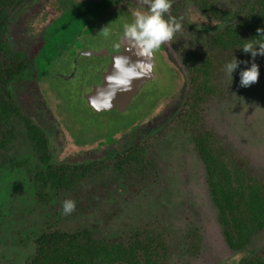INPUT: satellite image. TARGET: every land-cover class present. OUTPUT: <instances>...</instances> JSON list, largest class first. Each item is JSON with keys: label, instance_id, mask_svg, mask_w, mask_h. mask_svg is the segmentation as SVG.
Returning a JSON list of instances; mask_svg holds the SVG:
<instances>
[{"label": "rangeland", "instance_id": "obj_1", "mask_svg": "<svg viewBox=\"0 0 264 264\" xmlns=\"http://www.w3.org/2000/svg\"><path fill=\"white\" fill-rule=\"evenodd\" d=\"M213 1L224 9H238L245 2ZM147 10L145 0H33L15 12L4 40L12 51L34 60L36 74L45 75L38 81L20 77L11 89L45 132L50 161L103 160L135 144L147 146V153L122 172H105L75 190L56 191L36 177L39 162L18 125L14 148L0 150V264H25L34 254L35 237L45 230L73 231L84 225L110 240L145 226L155 230L170 248L168 264H236L240 256L264 251V231L253 247L239 253H232L223 240L204 166L190 134L171 120L182 105L188 79L166 42L153 52L154 77L124 106L94 112L83 98L98 81L94 74L121 48L123 25L132 21L133 12ZM185 22L189 28L176 32L185 46L202 43L223 25L187 1ZM236 59L241 63L231 77L225 65L232 60L223 58L218 73L231 96L208 99L203 119L264 173V56L243 53ZM252 62L259 69L257 81L242 87L239 71ZM65 200L75 202L68 215L62 212Z\"/></svg>", "mask_w": 264, "mask_h": 264}, {"label": "trees", "instance_id": "obj_2", "mask_svg": "<svg viewBox=\"0 0 264 264\" xmlns=\"http://www.w3.org/2000/svg\"><path fill=\"white\" fill-rule=\"evenodd\" d=\"M33 0H0V150L14 148L18 125L37 157L40 169L36 177L43 186L56 191L75 190L82 182L105 172H122L132 163L142 161L147 146L130 145L106 159L87 163L51 162L45 132L24 111L11 85L30 75L35 81L45 72L35 73L34 60L23 51H12L3 34L19 11ZM146 1V0H145ZM202 16L223 23L206 35L202 43H182L177 33L166 42L179 58L187 76V89L181 107L171 118L176 129L190 134L205 170V183L216 209L223 240L232 253L247 250L264 231V173L253 169L203 119V105L210 98L231 96L228 86L219 80L221 60L243 54L244 43L264 40L257 29H264V0H245L238 9H224L213 0H171L165 18L185 22V2ZM108 8V7H107ZM192 27L190 26V29ZM33 256L25 264H168L170 248L163 234L144 227L114 240L99 236L84 225L73 231L45 230L33 241ZM236 264H264V251L240 256Z\"/></svg>", "mask_w": 264, "mask_h": 264}, {"label": "clouds", "instance_id": "obj_3", "mask_svg": "<svg viewBox=\"0 0 264 264\" xmlns=\"http://www.w3.org/2000/svg\"><path fill=\"white\" fill-rule=\"evenodd\" d=\"M148 5L147 11H135L132 13V21L123 25V34L129 39L139 54L144 57H151L154 50L160 48L164 42H171L174 33L180 30V23L172 16L165 18L171 7V0H146ZM257 37H264V29L258 28ZM243 53H247L254 58L257 55L264 56V40H255L244 43L238 47ZM238 62L233 55L231 62L225 65V70L231 77V73L237 69ZM247 63V62H245ZM121 61H116V67L119 68ZM150 68L151 65H148ZM129 77L134 73L128 69H122ZM259 69L256 63L252 62L248 67L239 71V84L242 87H247L257 81ZM118 84H126V80L116 81ZM75 209V202L65 200L62 202V212L65 215L72 213Z\"/></svg>", "mask_w": 264, "mask_h": 264}, {"label": "water", "instance_id": "obj_4", "mask_svg": "<svg viewBox=\"0 0 264 264\" xmlns=\"http://www.w3.org/2000/svg\"><path fill=\"white\" fill-rule=\"evenodd\" d=\"M120 46L118 52L110 54L108 64L94 74L98 76V81L92 82L91 89L83 93L86 104L94 112L121 108L139 92L145 81L154 77L152 71L153 53L151 57L141 56L124 34ZM93 53L85 51L83 54L91 55ZM117 60L121 61L119 68L116 67ZM148 65L151 67L149 68ZM122 69L131 70L134 75L129 77ZM121 79L126 80L127 83H116Z\"/></svg>", "mask_w": 264, "mask_h": 264}, {"label": "flooded vegetation", "instance_id": "obj_5", "mask_svg": "<svg viewBox=\"0 0 264 264\" xmlns=\"http://www.w3.org/2000/svg\"><path fill=\"white\" fill-rule=\"evenodd\" d=\"M108 62H109V60L107 61V63H106V64H108ZM106 64H105V65H106Z\"/></svg>", "mask_w": 264, "mask_h": 264}]
</instances>
